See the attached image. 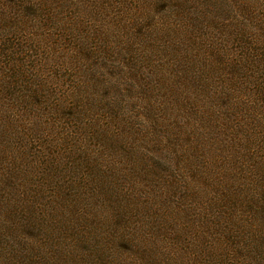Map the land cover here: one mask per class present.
I'll use <instances>...</instances> for the list:
<instances>
[{"label": "rangeland", "instance_id": "rangeland-1", "mask_svg": "<svg viewBox=\"0 0 264 264\" xmlns=\"http://www.w3.org/2000/svg\"><path fill=\"white\" fill-rule=\"evenodd\" d=\"M41 1L0 0V264H264V0Z\"/></svg>", "mask_w": 264, "mask_h": 264}, {"label": "trees", "instance_id": "trees-1", "mask_svg": "<svg viewBox=\"0 0 264 264\" xmlns=\"http://www.w3.org/2000/svg\"><path fill=\"white\" fill-rule=\"evenodd\" d=\"M12 1H17L21 7H24L25 5H27L28 8H29V6H34L33 4L36 3V2L42 3L41 5L39 3H36L37 4L36 6H38V8H37L38 11L35 12L34 14L42 13L45 8H46L45 11L49 12V10H50L49 8L51 6L50 4L45 3V2H43L41 0H12ZM167 1H170V0H167ZM173 1H174L173 3L176 6H179L178 3H175V0H173ZM244 3L245 4H249L251 2H249L247 0H242V4H244ZM29 9H31V8H29ZM175 11L177 13L180 10L176 9ZM147 12L148 11H146L144 13H147ZM246 14H248V13L246 12ZM135 19H136V17L134 18V22H135ZM127 22H128V20L124 21V25ZM255 30H257V29L254 28V27H249L248 25H246L245 22H243V24H242V45L245 44V43L246 44H250L251 43V45H250V48H242L243 52H247L250 55V58L246 54L242 55V58H243L242 61L245 62L244 64H242V76H243L242 77L243 78L242 82H244L245 78L247 79V81H245L242 84V115H244L243 112L247 113V110H248V112L250 111L251 113L257 112L255 110V108L259 107V105L257 104V101L254 98V96H257L258 99L261 100V101L264 99V85H263L264 75H263V77H261L262 74L259 75V72H257L258 69H262V71H264V64L258 62V60H260V59L264 60V57L261 54V57H258V60H257L254 56H252L254 52H260V49L251 48V46L254 45L255 42L260 41V40H257V36H258L257 31L258 30L256 32H255ZM245 60H248V61H245ZM250 60L252 62H250ZM258 66H261V67H258ZM254 80H255V82H253ZM85 83L86 82H84V81H79V85H77L76 88L78 89L80 87H83V85L85 86ZM30 99H31V97L29 96V97H26V98H22V101L31 102ZM36 101H38L37 97H36ZM235 103H237V102H234V104ZM205 108L208 109V111L205 112V113L207 115L215 117L216 121L217 120H224V119L227 118L225 115H222L220 112L216 111L214 108H213V110L209 109L210 107H205ZM210 119H211V117H210ZM256 122H254V123H256ZM210 130H211V128H210ZM244 131L247 132V134H244V136H249L251 131L249 132L248 129L244 130ZM146 132H148V131H146ZM150 135H152V134L150 133ZM71 138H72V136H71ZM249 172H250V170H249ZM250 174H251V172H250ZM244 182H249V181H242V183H244Z\"/></svg>", "mask_w": 264, "mask_h": 264}]
</instances>
